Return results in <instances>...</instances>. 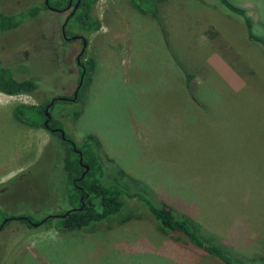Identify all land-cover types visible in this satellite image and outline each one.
<instances>
[{
    "label": "rangeland",
    "instance_id": "obj_1",
    "mask_svg": "<svg viewBox=\"0 0 264 264\" xmlns=\"http://www.w3.org/2000/svg\"><path fill=\"white\" fill-rule=\"evenodd\" d=\"M42 1L0 0V12ZM226 1L244 17L216 0L151 3L154 17L128 0H97L100 28L81 55L93 69L76 101L82 46L62 38L66 12L40 11L0 34V67L37 87L0 96V225L6 215L34 225L12 220L0 231V264H222L159 232L142 201L186 218L197 240L233 263L264 264V47L244 23L264 40V0ZM177 67L184 78L173 77ZM51 100L53 130L71 147L92 136L102 183L140 201L124 197L116 215L80 230L35 225L67 209L61 149L12 110Z\"/></svg>",
    "mask_w": 264,
    "mask_h": 264
},
{
    "label": "trees",
    "instance_id": "obj_2",
    "mask_svg": "<svg viewBox=\"0 0 264 264\" xmlns=\"http://www.w3.org/2000/svg\"><path fill=\"white\" fill-rule=\"evenodd\" d=\"M44 1V0H43ZM32 5L25 8L24 11H20L18 15L5 14L0 12V34L6 31L15 30L22 24V22L33 19L38 15L40 11H53L55 13L64 12L68 0H46L47 4ZM169 0H128L130 6L141 15L155 16V12L150 10L151 3H164ZM219 4L225 7L229 12L236 14L240 17L243 16V11L237 7H234L226 0H216ZM77 2L76 8L73 10V6ZM97 0H71L69 11L65 15V22L63 23V30L68 32L69 37H81L85 43V35L94 33L99 30L100 22L92 15L93 5ZM153 9V8H152ZM246 26L247 39L257 42L264 47V40L253 36L250 32L249 22L244 19ZM82 56L79 57V66L81 74V67L84 72L90 71L92 65L87 61L81 62ZM178 68V67H177ZM93 69V68H92ZM180 69V68H179ZM184 74V73H183ZM86 73L83 76L82 83L77 91V95L74 101L77 100L79 92L84 90L87 86V80H85ZM79 78V76H78ZM76 80V84L78 82ZM186 82L188 76L185 75ZM85 80V81H84ZM75 84V87H76ZM36 84L31 79L15 80L10 76L8 71L0 67V94L6 96H18L21 94L32 95L36 90ZM71 98V97H70ZM49 101H43L36 105H17L12 110V116L18 123L32 129H41L46 132L52 139H55L61 149V170L65 175L64 185V198L67 206L66 210H63L59 215L63 217H51L48 216L44 221L39 224H45L46 222H52L51 228L55 231H73L80 230L91 223H98L102 220L111 217L109 215H116L124 206L123 198H130L138 200V197L133 195H127L123 189L114 184H103L101 181L102 169L100 166L99 157L96 154L97 141L92 136H86L79 146L74 145V149L80 153L82 165L87 166L88 170L84 173V176L78 180L83 173V168L78 164V155L73 152L71 144L65 140H61L58 132H53L54 128H59L56 121L51 116L47 127L43 126L44 108ZM51 106L47 112L49 114ZM65 139H68L64 136ZM145 208L150 213L151 217L158 224V231L161 233H168L172 235L173 240H181L185 245L193 247L195 250L202 251L203 253L215 257L222 264H240L238 262H232L226 258L223 253L212 246H205L201 241L197 240L193 234L192 229L188 226L189 221L182 217L176 218L171 209L165 205L154 207L147 202L142 201ZM127 219V218H126ZM125 219V220H126ZM12 220H18L25 224L28 228L32 225V220L28 217H12L4 216L3 224L0 225V231ZM125 220H121L119 223H124ZM259 259L264 260V256ZM261 261V260H260Z\"/></svg>",
    "mask_w": 264,
    "mask_h": 264
},
{
    "label": "water",
    "instance_id": "obj_3",
    "mask_svg": "<svg viewBox=\"0 0 264 264\" xmlns=\"http://www.w3.org/2000/svg\"><path fill=\"white\" fill-rule=\"evenodd\" d=\"M44 4H45V5L47 4L46 0H44ZM74 9H75V7H74ZM61 35H62V38L65 39L64 31H63V26L61 27ZM72 39H73V38H72ZM81 46H82V49H81V51L79 52L78 56L76 57V63H77V64H79L78 58H79V56L82 54V52H83V50H84V46H85V41H84V40H82ZM83 76H84V69L81 67V74H80V76H79V78H78V82H77V84H76V87H75V89H74V91H73V93H72V97H71L70 99H68L69 101H74V100H75L76 95H77V91H78V89H79V87H80V85H81V83H82ZM52 102H53V101L51 100L50 103H49V105L46 106V107L44 108V111H43V113H44V118H45V121L43 122V126H44L45 128L47 127V123H48L49 118H50V117H49V114H48V112H47V110H48V107L52 104ZM52 131H53V132H58L59 135H60L61 140H65L62 131H60V130H52ZM72 150H73V152H75V153L78 155V164H80V166H82V168H83V173H82V174L80 175V177L78 178V180H79V179H81V178L84 176V173L87 172L88 168H87V166L82 165V163H81V156H80V153L74 149V146H73V145H72ZM66 214H67V213H65L63 216H65ZM63 216H61V217H63ZM44 220H45V219H44ZM44 220H42V221H44ZM31 225H32V224H31ZM32 226H34V225H32Z\"/></svg>",
    "mask_w": 264,
    "mask_h": 264
},
{
    "label": "crops",
    "instance_id": "obj_4",
    "mask_svg": "<svg viewBox=\"0 0 264 264\" xmlns=\"http://www.w3.org/2000/svg\"><path fill=\"white\" fill-rule=\"evenodd\" d=\"M169 1H170V0H169ZM179 73H180V74L182 75V77L184 78V75H183L182 72H180V69H179V68H178V71H177V72L174 71V75H173V77H175V75H177V74H179ZM173 77H172V78H173ZM175 80H176V79H175ZM175 80H174V81H175ZM176 81H177L178 83H181L183 80H182V79H177ZM170 82L173 83V81L169 79V80L167 81V83H170ZM181 85H182V84H181ZM183 87H184V85H183ZM1 95H3V94H0V96H1ZM3 96L8 97V98H9V97H12V96H6V95H3ZM0 98H1V97H0ZM1 102H2L3 104H6L7 101L1 98ZM11 107H12V105H11ZM13 108H14V107H13ZM13 119H14V118H13ZM16 122H17V121H16ZM17 123H18V122H17ZM18 124H19V125H22V124H20V123H18ZM22 126H23V127L25 128V130H27V132H28V127H26V126H24V125H22Z\"/></svg>",
    "mask_w": 264,
    "mask_h": 264
},
{
    "label": "flooded vegetation",
    "instance_id": "obj_5",
    "mask_svg": "<svg viewBox=\"0 0 264 264\" xmlns=\"http://www.w3.org/2000/svg\"><path fill=\"white\" fill-rule=\"evenodd\" d=\"M43 3H44V1H43ZM70 4H71V0H68L67 6H66L64 12L67 13V12L69 11ZM76 5H77V2H76L75 5L73 6V10H74V7L76 8ZM48 11H49V10H48ZM52 12H53V11H52ZM62 13H63V12H62ZM63 21L65 22V17H64ZM64 22H63V23H64ZM62 26H63V24L61 25V27H62ZM63 27H64V26H63ZM71 39H72V38H71ZM73 39H79V40H80V43H82V40H83L81 37H77V36H76V37H73ZM82 54H83V52H82ZM82 54H81V55H82ZM81 55H80V56H81ZM77 56H78V55H77ZM80 56H79V57H80ZM78 59H79V58H78ZM71 97H72V96H71ZM49 119H50V118H49ZM48 122H49V121H48ZM51 131H52V130H51ZM65 141H67L69 144H71L70 141H68V140H65Z\"/></svg>",
    "mask_w": 264,
    "mask_h": 264
}]
</instances>
